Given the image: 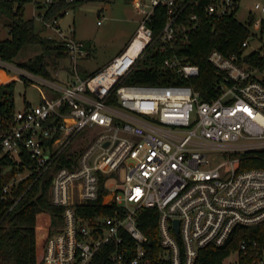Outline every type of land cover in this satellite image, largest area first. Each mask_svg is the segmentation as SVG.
I'll use <instances>...</instances> for the list:
<instances>
[{"label":"built area","instance_id":"2783aa9c","mask_svg":"<svg viewBox=\"0 0 264 264\" xmlns=\"http://www.w3.org/2000/svg\"><path fill=\"white\" fill-rule=\"evenodd\" d=\"M59 1L75 0L29 2L46 36L65 46L71 62L66 80H56L58 71L44 77L0 58L8 82L32 84L40 93L36 104L0 107V161L8 163L3 171L16 169L1 190L2 198L12 199L9 209L23 194H13L19 181L52 174L49 200L63 208V222L41 235L43 264H93L100 248L112 244L110 264H155L137 221L141 209L152 207L158 211V260L194 264L200 248L235 237L229 264H264V168L238 169L242 153L264 149V3L255 2L241 21L249 32L239 53L209 52L220 78L206 100L182 82L199 75L198 65L176 54L163 61L175 75L169 84L125 79L151 46L172 52L188 39L201 13L213 23L236 17L237 0H131L142 14L134 35L87 76L77 70L78 59L88 55L85 44L59 23L70 8L46 15ZM157 7L164 8L165 22L154 37L149 23ZM64 152L67 163L53 169ZM99 196L100 206L113 207L111 214L77 212Z\"/></svg>","mask_w":264,"mask_h":264},{"label":"trees","instance_id":"16d2710c","mask_svg":"<svg viewBox=\"0 0 264 264\" xmlns=\"http://www.w3.org/2000/svg\"><path fill=\"white\" fill-rule=\"evenodd\" d=\"M30 0H0V15L8 21L9 36L0 39V58L6 61H15V57L25 46H38L40 52L33 57L17 61L18 65L38 73L44 77H51V65L55 60L65 58L67 53L62 41L49 38L42 34L34 18H24L23 8ZM81 0L67 3L55 2L46 12L48 18L58 15L61 11L74 7ZM201 4L207 0H199ZM165 22V10L157 7L149 25L156 37L159 28ZM249 29L244 22L233 15H227L218 22L209 21L201 13L197 26L189 34L188 39H180L172 52H160L153 46L147 49L143 58L135 65L132 72L126 77L125 82L141 84H169L174 81L175 75L164 67L163 61L167 56H177L198 65L199 75L195 78L185 79L182 82L191 83L193 88L200 93L201 99H210L215 95V82L220 74L208 61L209 52L216 48L226 55L239 53L243 40L247 37ZM154 45V44H153ZM254 55V54H252ZM255 58V57H254ZM257 59V58H255ZM82 76H87L85 70H80ZM177 80H179L177 78ZM16 81L0 85V107L12 110L14 106V91ZM64 152L53 169L67 163ZM14 165V162H10ZM0 264H43V242L41 235L55 232L56 227L63 222L61 206L49 200V187L52 174L46 172L32 183L33 176H28L19 181L18 187L13 192L15 197L21 195L17 203L9 209L12 199L2 198V186L16 172L3 171L8 165L7 161H0ZM252 167L264 168V149L249 153H242L238 162V169ZM32 185L26 190L29 184ZM26 190V191H24ZM101 196L90 201L87 205L78 206L77 212L84 216L111 214L113 207L100 206ZM158 211L156 208H143L138 214V226L148 236L149 257L156 260L155 264H171L169 261L158 260L161 251L160 238L157 226ZM47 227V233L43 231ZM125 243L130 239L123 234ZM253 236L258 235L253 232ZM236 248V238L232 237L221 246L213 244L199 249L194 264H224V260ZM114 249L103 246L98 251L93 264H110L109 255Z\"/></svg>","mask_w":264,"mask_h":264},{"label":"rangeland","instance_id":"374dc122","mask_svg":"<svg viewBox=\"0 0 264 264\" xmlns=\"http://www.w3.org/2000/svg\"><path fill=\"white\" fill-rule=\"evenodd\" d=\"M237 1L236 17L239 21L247 20L254 10L255 2L264 3V0ZM23 9L24 18L33 17L34 9L30 2H26ZM141 18L142 14L133 7L131 0H81L60 17L59 23L65 31L73 28L72 37L85 44L88 55L78 59V67L80 70L93 73L106 65L124 49L134 35ZM7 24V19L0 15V39L9 36ZM36 24L38 23L36 22ZM48 33L42 30L43 35ZM249 49L251 47H247V50ZM39 52L40 48L38 46H25L15 57V60L28 59ZM67 63L71 66L69 59H67ZM7 77L0 73V81L7 79ZM67 78L66 73H64L62 79ZM35 82L43 90L42 84L38 81ZM39 99L40 93L36 86L16 82L14 91V105L16 108L23 107L25 102L36 104ZM234 259L235 255L231 254L224 260V264H229Z\"/></svg>","mask_w":264,"mask_h":264},{"label":"crops","instance_id":"0c3cea01","mask_svg":"<svg viewBox=\"0 0 264 264\" xmlns=\"http://www.w3.org/2000/svg\"><path fill=\"white\" fill-rule=\"evenodd\" d=\"M69 67H70V65H68V63H67V57H65V58L55 60V64L51 65L50 69H51V73H53V71H58V76L56 77V80L58 82H62V81H64V79H62V76L64 73H67V70L69 69ZM77 70L79 72L78 66H77ZM87 73H89V72H87ZM89 74H91V73H89ZM2 83H4V84L8 83V80L3 79Z\"/></svg>","mask_w":264,"mask_h":264},{"label":"water","instance_id":"95a60500","mask_svg":"<svg viewBox=\"0 0 264 264\" xmlns=\"http://www.w3.org/2000/svg\"><path fill=\"white\" fill-rule=\"evenodd\" d=\"M174 223H175V232L178 233V220H175Z\"/></svg>","mask_w":264,"mask_h":264}]
</instances>
